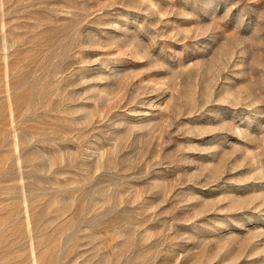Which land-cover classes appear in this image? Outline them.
Instances as JSON below:
<instances>
[{
    "label": "rangeland",
    "instance_id": "obj_1",
    "mask_svg": "<svg viewBox=\"0 0 264 264\" xmlns=\"http://www.w3.org/2000/svg\"><path fill=\"white\" fill-rule=\"evenodd\" d=\"M0 264H264V0H0Z\"/></svg>",
    "mask_w": 264,
    "mask_h": 264
}]
</instances>
